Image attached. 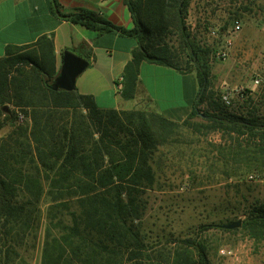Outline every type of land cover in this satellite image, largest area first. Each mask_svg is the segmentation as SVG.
I'll list each match as a JSON object with an SVG mask.
<instances>
[{"label": "trees", "instance_id": "1", "mask_svg": "<svg viewBox=\"0 0 264 264\" xmlns=\"http://www.w3.org/2000/svg\"><path fill=\"white\" fill-rule=\"evenodd\" d=\"M192 1L125 0L133 20L127 29L86 9L63 12L51 0L58 18L136 40L121 74L125 100L136 96L143 61L193 68L198 90L182 121L149 108L103 109L91 94L53 89L59 69L52 33L32 44L5 46L0 130H10L0 136V264H15L19 249L34 247L40 235V264H210L206 238L173 232L151 237L140 225L142 193L154 182V155L179 142L184 130L227 136L206 158L227 177L238 171L264 175V106L244 88L245 105L234 110L210 89L211 48L187 23ZM232 13L238 19V10ZM71 50L90 58L89 49ZM19 112L27 125L18 121ZM237 204L231 214L244 215L239 227L211 226L264 242V202L243 196Z\"/></svg>", "mask_w": 264, "mask_h": 264}, {"label": "rangeland", "instance_id": "2", "mask_svg": "<svg viewBox=\"0 0 264 264\" xmlns=\"http://www.w3.org/2000/svg\"><path fill=\"white\" fill-rule=\"evenodd\" d=\"M235 9L239 12L236 17L241 21V30L229 37L232 44L228 56L223 59L218 56V51ZM263 20L264 0H193L187 17V23L200 43L211 48L210 89L220 95L225 86L248 89L253 86L260 94V108L264 106ZM208 26L215 29L214 35L208 32ZM144 76L155 80L152 91L162 107L169 105L164 101L166 96L172 99L174 96L162 84L165 76L146 71ZM256 78L259 79L257 84L254 83ZM175 98L185 102L182 96ZM242 105H245L242 100L233 96L229 108L235 110ZM19 114L23 117H18V121L27 125L28 119ZM193 121L201 122V119L196 117ZM9 130L10 127L1 129L0 136ZM183 132L179 142L160 147L154 155V182L142 193L146 200L140 219L142 229L151 237L169 232L176 236L197 233L207 239L210 264H264V242L255 243L244 231L224 233L211 226L212 223L221 224L228 220L242 221L243 214L233 215L231 212L243 196L250 201L264 202V175L254 177L238 171L227 177L220 171L221 166L210 167V159L206 160L207 155L216 154V150L212 149L214 145L225 143L224 139L228 142L227 136L223 137L219 131ZM44 226L43 221L41 232ZM42 243L43 236L40 235L34 247L29 244L21 247L15 264H40ZM220 246L230 248L235 256L220 255Z\"/></svg>", "mask_w": 264, "mask_h": 264}, {"label": "crops", "instance_id": "3", "mask_svg": "<svg viewBox=\"0 0 264 264\" xmlns=\"http://www.w3.org/2000/svg\"><path fill=\"white\" fill-rule=\"evenodd\" d=\"M63 12L86 9L101 18L124 28H131L133 20L125 0H56ZM52 33L53 46L59 69L63 51L72 48L91 51L88 66L77 76L75 88L79 93L91 94L98 107L103 109L149 108L175 121H182L192 109L198 90L195 71H182L170 66L143 61L140 64L136 96L125 100L121 97V74L131 58L136 45L133 37L119 32L98 34L82 25L58 18L51 0H0V57L7 45H27L39 36ZM72 51V50H71ZM146 72H159L165 76L163 86L172 91L174 99L165 108L157 101L152 91L153 78H145ZM253 100L260 96L250 87ZM182 96L185 102L177 101ZM129 101V102H127Z\"/></svg>", "mask_w": 264, "mask_h": 264}, {"label": "water", "instance_id": "4", "mask_svg": "<svg viewBox=\"0 0 264 264\" xmlns=\"http://www.w3.org/2000/svg\"><path fill=\"white\" fill-rule=\"evenodd\" d=\"M89 61L71 50L63 51L61 64L57 75L50 86L57 90H73L77 76L88 66ZM241 225V219L221 224L223 228H236Z\"/></svg>", "mask_w": 264, "mask_h": 264}, {"label": "built area", "instance_id": "5", "mask_svg": "<svg viewBox=\"0 0 264 264\" xmlns=\"http://www.w3.org/2000/svg\"><path fill=\"white\" fill-rule=\"evenodd\" d=\"M263 27H264V20H263ZM241 30V21L239 19H234L232 20L230 27L227 29V34L225 35L223 40V45L218 51V56L225 59L228 54H229V49L232 44V40L229 38L233 36L234 34H237ZM208 32L212 35L215 34V29L212 27L208 26ZM259 82V79L256 78L254 80V83L257 84ZM121 88V85L119 86ZM243 89L244 87H230V86H225L223 90L221 91L220 94V99L225 104L226 106H231L233 103V96H237L238 98L242 99V97H245L243 95ZM19 119H21L23 116L19 114ZM218 253L222 256H228V257H234L235 252L232 251L230 248H227L225 246H220L218 248Z\"/></svg>", "mask_w": 264, "mask_h": 264}]
</instances>
